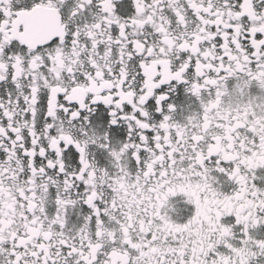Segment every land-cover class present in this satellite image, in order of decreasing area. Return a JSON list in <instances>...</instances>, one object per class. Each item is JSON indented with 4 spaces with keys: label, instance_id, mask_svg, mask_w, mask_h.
Returning <instances> with one entry per match:
<instances>
[{
    "label": "snow or ice",
    "instance_id": "snow-or-ice-1",
    "mask_svg": "<svg viewBox=\"0 0 264 264\" xmlns=\"http://www.w3.org/2000/svg\"><path fill=\"white\" fill-rule=\"evenodd\" d=\"M259 169L264 0H0V264H264Z\"/></svg>",
    "mask_w": 264,
    "mask_h": 264
},
{
    "label": "flooded vegetation",
    "instance_id": "flooded-vegetation-1",
    "mask_svg": "<svg viewBox=\"0 0 264 264\" xmlns=\"http://www.w3.org/2000/svg\"><path fill=\"white\" fill-rule=\"evenodd\" d=\"M256 87H257L256 85H253V87H252L253 92L256 91ZM174 102L177 103L178 107L190 105V100L186 96L179 99V100H175ZM257 176L260 177V179L257 182L264 184V169L257 170ZM139 191H140V189L137 188L136 192H139ZM136 192H133L131 190V188H129V187H122V193L128 197L130 202H133L137 199ZM6 195H7V193H6ZM182 203H183V201H182L181 197H179V196L175 197L169 205V211H171L173 213V215L175 216V210H178L181 207ZM5 206L10 207L11 202L6 204ZM202 214L205 215V217H206V209H202ZM68 215L72 218H76V210L75 209H69Z\"/></svg>",
    "mask_w": 264,
    "mask_h": 264
}]
</instances>
